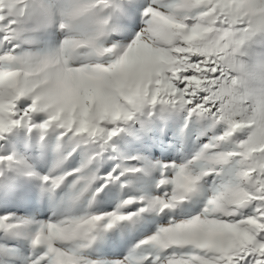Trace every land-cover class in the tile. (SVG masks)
<instances>
[{"label": "snow or ice", "instance_id": "obj_1", "mask_svg": "<svg viewBox=\"0 0 264 264\" xmlns=\"http://www.w3.org/2000/svg\"><path fill=\"white\" fill-rule=\"evenodd\" d=\"M0 264H264V0H0Z\"/></svg>", "mask_w": 264, "mask_h": 264}, {"label": "bare ground", "instance_id": "obj_2", "mask_svg": "<svg viewBox=\"0 0 264 264\" xmlns=\"http://www.w3.org/2000/svg\"><path fill=\"white\" fill-rule=\"evenodd\" d=\"M182 125L171 126L167 121L160 120L157 127L150 133V135L156 137L158 140H162L163 148H158L152 154L153 158H168V159H187L197 150L198 145L195 143V136L189 138L186 133L187 129L183 132L180 131ZM135 155V153H133ZM74 166V165H73ZM211 184V178H208V184H206L203 190L198 193L199 200H203L207 194L208 186ZM190 208L193 205H188ZM198 206V205H197ZM195 206L193 210L197 207Z\"/></svg>", "mask_w": 264, "mask_h": 264}, {"label": "rangeland", "instance_id": "obj_3", "mask_svg": "<svg viewBox=\"0 0 264 264\" xmlns=\"http://www.w3.org/2000/svg\"><path fill=\"white\" fill-rule=\"evenodd\" d=\"M199 198V194H197V196L195 197V199ZM199 200V199H198ZM197 206V205H196ZM199 205L195 208V210H198Z\"/></svg>", "mask_w": 264, "mask_h": 264}]
</instances>
